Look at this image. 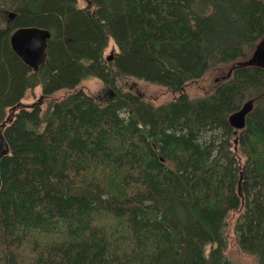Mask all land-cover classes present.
I'll use <instances>...</instances> for the list:
<instances>
[{
  "label": "trees",
  "instance_id": "obj_1",
  "mask_svg": "<svg viewBox=\"0 0 264 264\" xmlns=\"http://www.w3.org/2000/svg\"><path fill=\"white\" fill-rule=\"evenodd\" d=\"M0 11L11 15L0 264H234L230 212L239 249L264 264V68L237 64L264 36V0H0ZM30 26L50 32L36 72L9 42ZM227 66L212 92L183 91ZM92 78L96 94L79 86ZM126 78L178 95L151 102L120 88ZM37 87L41 101L20 105Z\"/></svg>",
  "mask_w": 264,
  "mask_h": 264
},
{
  "label": "rangeland",
  "instance_id": "obj_2",
  "mask_svg": "<svg viewBox=\"0 0 264 264\" xmlns=\"http://www.w3.org/2000/svg\"><path fill=\"white\" fill-rule=\"evenodd\" d=\"M77 1L79 6H84L85 3L87 2V0H77ZM7 21H8L7 13L0 11L1 29L6 28ZM113 50L114 47L113 44L111 43L106 51V56L111 54ZM232 65L233 64H231V66ZM229 66H227V68L224 67L223 72L227 70ZM223 72L211 71L209 74L204 75V77L202 79H199L197 82L188 84L183 91L186 93V95L189 98L200 97L209 92H212L215 86V81L216 80L219 81L220 79H223V77L225 76V72L224 73ZM79 86L83 88L85 91H88L92 94L98 93L102 87L101 82H99L98 80H93V78L82 81ZM119 86L123 90L131 89L133 92L140 94L144 96L145 99L155 103H161L172 100L176 98V96L178 95L177 93L171 92L166 87L151 84L138 79H131V78L121 79L119 81ZM39 96H40V88L37 87L33 91H28L25 94V96L21 99L19 104L25 107H29L34 103L41 101V96L40 97ZM10 115L11 112L9 113V116ZM238 213L239 212H230L226 219L225 234L227 239V248L225 250V254L232 262H234V264H254L252 257L242 252L235 241L233 226L238 216Z\"/></svg>",
  "mask_w": 264,
  "mask_h": 264
},
{
  "label": "water",
  "instance_id": "obj_3",
  "mask_svg": "<svg viewBox=\"0 0 264 264\" xmlns=\"http://www.w3.org/2000/svg\"><path fill=\"white\" fill-rule=\"evenodd\" d=\"M8 15V20L11 17ZM50 32L47 29L30 26L21 27L14 30L9 36V42L13 52L31 70L36 72L46 61V49ZM109 54L107 60H111ZM237 64L253 65L264 68V36L256 43L250 57ZM14 106L13 108H15ZM253 107V100H247L235 112L229 115L228 123L234 129H241L245 125V117ZM10 121L9 116L0 124V159L8 153L9 146L6 142L2 129ZM1 184V178H0Z\"/></svg>",
  "mask_w": 264,
  "mask_h": 264
},
{
  "label": "bare ground",
  "instance_id": "obj_4",
  "mask_svg": "<svg viewBox=\"0 0 264 264\" xmlns=\"http://www.w3.org/2000/svg\"><path fill=\"white\" fill-rule=\"evenodd\" d=\"M40 97V96H39Z\"/></svg>",
  "mask_w": 264,
  "mask_h": 264
}]
</instances>
